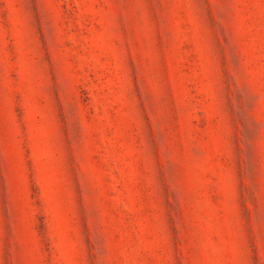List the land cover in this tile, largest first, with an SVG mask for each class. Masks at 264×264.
<instances>
[{"label":"rangeland","instance_id":"1","mask_svg":"<svg viewBox=\"0 0 264 264\" xmlns=\"http://www.w3.org/2000/svg\"><path fill=\"white\" fill-rule=\"evenodd\" d=\"M0 264H264V0H0Z\"/></svg>","mask_w":264,"mask_h":264}]
</instances>
